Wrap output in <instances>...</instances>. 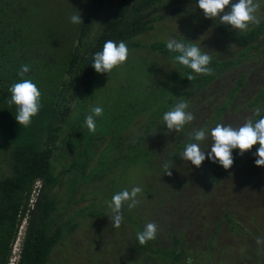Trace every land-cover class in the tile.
<instances>
[{
    "label": "trees",
    "instance_id": "obj_1",
    "mask_svg": "<svg viewBox=\"0 0 264 264\" xmlns=\"http://www.w3.org/2000/svg\"><path fill=\"white\" fill-rule=\"evenodd\" d=\"M42 1L0 0V264H9L25 217L27 225L15 264H49L55 247L80 222H60L62 196L57 187L67 186L70 201L81 193L72 203L102 195L94 191V185L103 182L113 168L118 178L114 176L112 183L118 191L120 186L139 185L142 192L137 207L122 209L124 220L119 228L110 224L108 207H90L84 214L100 230L110 227V244L104 254L114 255L120 264H264L260 246L244 253L238 250L239 256L234 253L235 245L228 244L232 258L226 256L224 244L223 249L217 246L223 223L235 234H248L250 238H245L251 242L262 237L235 226L238 211L230 202L223 204L217 189L235 165L255 152L256 145L244 155L234 152L229 169L208 159L197 167L180 157L194 129L217 123L235 127L245 121H234L231 110L248 97L251 84L260 87L246 100L253 109L248 119L264 115V104H260L264 82L256 81L255 75L246 80L255 67L262 65L264 72L263 55L255 56L264 44V20L249 31H235L218 20H208L210 26L198 34L214 32L213 40L201 36L194 43H201L210 53L212 71L193 72L189 80L192 70L173 59L166 40H140L155 27V21L166 16L162 12L166 5L182 0H83L77 7L83 21L79 25ZM181 8L177 5L174 10ZM181 17L195 20L191 11ZM105 40L125 41L133 56L126 60L123 73L109 75L120 82L107 87L111 93L102 106L103 118L92 133L84 125L88 103L97 98L98 73L90 63ZM24 63L30 71L23 78L38 86L42 103L28 127L19 125L14 117L16 106L8 103L9 86L20 79L17 72ZM235 67L241 74L232 80ZM179 100L186 101L194 119L180 131L168 132L162 125V113ZM74 102L81 103L83 111L65 134L62 130ZM208 143L210 139L204 142ZM61 148L63 156L71 159L57 170L54 160ZM165 164L170 175L165 173ZM148 221L157 224V236L141 245L136 232Z\"/></svg>",
    "mask_w": 264,
    "mask_h": 264
},
{
    "label": "rangeland",
    "instance_id": "obj_2",
    "mask_svg": "<svg viewBox=\"0 0 264 264\" xmlns=\"http://www.w3.org/2000/svg\"><path fill=\"white\" fill-rule=\"evenodd\" d=\"M42 2L44 4L46 3V0H43ZM82 2L83 0H47V7H53L52 10L56 11V13H59V16L69 20V15L73 12H78L77 7L81 5ZM177 5H180L182 8L175 11L174 8ZM184 9H186L187 12H185ZM189 11L193 12L194 14L195 20H193V22L188 18L184 19V17H181L184 13L189 14ZM162 12L166 16H164L163 19L155 21V27L141 36V41L150 43L155 40H167L172 36L178 39H181V37L184 36L186 39H190L191 41L196 42L200 41V38H202L201 36H203V40L205 41L213 40V36L215 35L214 32H201L200 34H198L201 28L210 26L208 20H210L211 18H205L203 15V10L195 7V2L191 3L189 1L182 0V2L171 3L166 5ZM256 15L260 20L264 18V11L259 8V6ZM256 25L257 24H251L249 26V29L246 31H249ZM228 27L230 28V26ZM65 36L70 37L68 33H66ZM218 42H221V40L218 39ZM262 47H264V44L261 45L260 48ZM260 48L259 52H256L255 56L263 55L264 57V51L260 50ZM132 56L133 52L132 54L131 52H129L130 59L132 58ZM249 63V65L254 64L252 62ZM125 65L126 63L122 66L114 68L111 73L115 74L116 71H120V73H123L126 69L124 68ZM262 67L263 66L261 65V67H255L254 69H251L249 71V79L246 78V80L250 81L252 75H255L256 81L263 83L264 75H260V73H264L262 72ZM240 74L241 72L239 71V68L235 67L233 74L231 75V79H237ZM119 82L120 81L116 80L115 77L110 78L107 73H98L96 76L97 98L93 102L88 103L86 114L89 112L90 107L93 105L98 104L100 106H103L104 101L108 98V94L111 93L107 87L110 85L116 87ZM230 85H232V83H230ZM250 86L253 88L249 89V94L247 97L249 100L253 98L252 91L260 87L258 84H251ZM247 98H243L241 102L236 105L237 107L233 111L231 110V112H233L231 114V117L232 119H234V121L246 120L248 119L249 114L253 112V109L247 105ZM260 104H264V100L261 101ZM82 111L83 106L81 105V103L74 102L72 104V111L69 115L68 124H66V126L62 130L65 134L69 132L71 123L79 119L80 113ZM70 151L72 152L73 149H71ZM57 152L58 155L56 153L54 163L56 164V169L61 170L63 164H68L71 157L70 155L64 157V149L62 148ZM254 153L250 156H247L244 160L235 165L231 170L229 178L224 183L219 184L217 186V189L221 197L224 199V202L222 200L223 204L226 205L230 202L234 206L233 209L235 211H238V214L235 217V226L237 228L238 226L243 227L244 230H246L248 233L254 232L261 234V239L264 240V166H257L254 163ZM117 173L118 172L113 168V170H110L109 175L103 182H97V184L94 185V191H101L102 195L92 194L89 195V199H82L78 201V203H72V201L80 199L81 193H77L70 201L68 200L69 195L66 192L67 186L63 183L61 184V186L59 185L57 187L60 190V195L62 196L60 204V206L62 207L60 222L61 220L68 221L69 219H72L73 221L78 220L80 222L79 225L75 229H73L72 233L68 234L64 242L55 247L50 256L49 264H108L110 261H113L112 264H120V261L118 260V258L116 259L114 255L104 254L110 244V242L108 241L111 231L110 227L107 226L104 228V230H100L99 227L93 225V221H86L84 219V214L90 210V207L95 210H98L101 207H108L107 203L108 199H111L110 195L118 191L116 185L112 183V179L114 176H117ZM66 178L67 175H65L64 179ZM124 181L125 180H123V182ZM114 182L116 181L114 180ZM123 188L124 187L120 186V190ZM90 190L91 189L87 191L89 192ZM106 193H108V195H106ZM106 198V201H103L100 205L98 204L101 203L102 199ZM95 204L99 205L98 208ZM107 213L110 214V211L108 210ZM201 216L199 217V219L196 218V220L200 221L202 219ZM26 225L27 224H25V226L21 229L22 232L19 235L20 238L18 239V242L22 243ZM247 236L248 238H250V236L248 234H245L244 232L235 234L234 232L229 230L226 223H223L219 240L217 241V246H219L218 249H223L224 244L226 256L232 258L231 250L227 248L228 244L235 245L237 251H234V253L237 255H239L238 250L241 251V253H244L248 252L251 247L260 246V248L258 249H260V253L264 255V251H262L264 250V244L258 245L256 241L251 242V239L245 238ZM197 237L198 236H196V238ZM201 241L202 238L199 237L198 242L201 243ZM18 242L16 243L17 250L15 251L19 254L20 245L18 244ZM101 252H103V254H101ZM110 252L113 253L114 251L111 250ZM242 260H245V258L243 257Z\"/></svg>",
    "mask_w": 264,
    "mask_h": 264
},
{
    "label": "clouds",
    "instance_id": "obj_3",
    "mask_svg": "<svg viewBox=\"0 0 264 264\" xmlns=\"http://www.w3.org/2000/svg\"><path fill=\"white\" fill-rule=\"evenodd\" d=\"M264 0H195V7L203 10L205 18L218 19L219 24L230 26L233 30L246 31L251 24H259L260 19L256 12L259 4ZM230 5V7H229ZM74 25L83 23L80 11L73 12L68 17ZM184 37V36H183ZM185 38V37H184ZM187 41V42H186ZM188 39H178L174 36L165 41L166 49L174 54L173 59L180 65L191 69L187 76L189 80L192 73L208 74L212 71L210 65V53L201 46ZM129 57V49L125 41L105 40L100 50L95 51L91 58L90 65L97 73H107L125 64ZM30 71L29 64H21L17 79L9 86V104L16 106L15 120L19 125L28 127L33 118L36 117L42 107L41 91L31 80L23 78ZM188 104L184 100L172 104L167 111L162 113V125L168 132L180 131L186 124L193 121V113L188 110ZM257 113L261 109L256 110ZM104 109L100 105H93L84 117V125L89 132L96 131L97 122L103 118ZM210 139V143L204 144ZM204 144L202 147L201 145ZM255 148L254 163L257 166H264V115H259L257 119H246L239 126H232L225 123H217L214 127H199L191 133V142L184 145L180 157L190 162L191 165L199 167L201 163L208 159L213 163L229 169L233 163V154L244 155L250 151L252 146ZM166 174H171L167 164L163 165ZM142 192L139 185L123 188L114 192L108 202L110 214L107 215L113 228H119L124 220L122 209H133L140 203L138 194ZM22 229V228H21ZM19 231L17 242L20 238ZM158 226L152 221L144 223L142 230L136 232L137 241L143 245L157 236ZM15 240V241H16ZM258 245L264 244V240L257 238ZM19 252L21 250V242ZM13 255L18 259V254L13 247Z\"/></svg>",
    "mask_w": 264,
    "mask_h": 264
},
{
    "label": "built area",
    "instance_id": "obj_4",
    "mask_svg": "<svg viewBox=\"0 0 264 264\" xmlns=\"http://www.w3.org/2000/svg\"><path fill=\"white\" fill-rule=\"evenodd\" d=\"M26 222H27V221H26V217H25V218L23 219L21 225H20L19 231H21V228H23V227L25 226V224H27ZM16 243H17V240H16V241L14 242V244H13L14 249L17 248ZM16 261H17L16 256L12 255V257H11V259H10V261H9V264H15Z\"/></svg>",
    "mask_w": 264,
    "mask_h": 264
},
{
    "label": "flooded vegetation",
    "instance_id": "obj_5",
    "mask_svg": "<svg viewBox=\"0 0 264 264\" xmlns=\"http://www.w3.org/2000/svg\"><path fill=\"white\" fill-rule=\"evenodd\" d=\"M259 8H261L264 11V3L259 4ZM263 20H264V18L261 19V21H263ZM262 37H264V30L262 32Z\"/></svg>",
    "mask_w": 264,
    "mask_h": 264
}]
</instances>
